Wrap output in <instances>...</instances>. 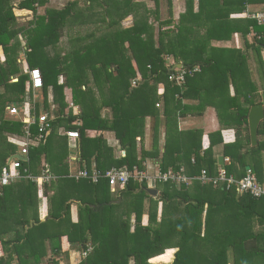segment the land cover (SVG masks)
Returning a JSON list of instances; mask_svg holds the SVG:
<instances>
[{
  "label": "trees",
  "instance_id": "16d2710c",
  "mask_svg": "<svg viewBox=\"0 0 264 264\" xmlns=\"http://www.w3.org/2000/svg\"><path fill=\"white\" fill-rule=\"evenodd\" d=\"M63 1L57 8L56 0H0V49L6 56L0 62V172L8 155L18 150L17 144L6 141V133L22 135L25 127L20 116H5L6 106L23 107L27 99L38 97L51 128L40 136L33 126L40 143L32 145L30 157L53 174L45 173L50 179L39 184L36 178L35 184L58 187L45 221L35 217L31 222L25 208L18 224L28 225L26 232L4 240L6 231L0 230L3 247L13 244L22 264H39L48 249L62 254L67 264L72 251L79 253L76 264H159L150 259L172 247L177 250L171 264H264V198L241 193L236 183L228 187L197 179L188 184L157 181L160 193L155 198L148 181L132 177L124 189L114 192L121 201L112 202L111 194L88 199L75 193L112 191L108 179L94 183L70 177L67 163L72 150L90 172L95 165L134 173L135 168L148 170L146 161L154 158L162 172L183 169L195 177L203 169L215 175L224 166L237 180L250 170L264 184V119L256 145L249 125L251 107L264 104V23L232 16L245 11L248 0H199L197 9L195 0H187L178 18L172 0H167L164 20L160 0H154V7L147 0ZM16 10L30 12L31 20L21 21ZM130 16L133 22L127 26ZM22 54L30 68L41 69L42 88L32 87L29 73L18 62ZM66 88L79 107L77 114L66 113ZM54 102L58 106L53 115ZM212 107L220 128L209 134L205 147L204 130L181 128L180 122L204 116ZM148 118L152 146L147 150ZM61 128L78 131L79 137H59ZM224 129H234L236 140L225 144L221 165L214 148L224 143ZM88 130L100 133L90 137ZM106 131L115 134L114 142L104 136ZM21 174L23 178L2 186L4 195L15 193L14 183L28 172ZM4 195L0 226L15 218L9 214L13 202ZM72 198L81 203L77 222L71 219ZM27 200L32 203L33 195ZM27 200L23 199L24 207ZM0 264L11 262L1 257Z\"/></svg>",
  "mask_w": 264,
  "mask_h": 264
},
{
  "label": "crops",
  "instance_id": "0c3cea01",
  "mask_svg": "<svg viewBox=\"0 0 264 264\" xmlns=\"http://www.w3.org/2000/svg\"><path fill=\"white\" fill-rule=\"evenodd\" d=\"M147 1L151 7L155 6L154 0H147ZM57 2H59L58 4H56L57 6H55L57 8H59L60 5L63 6L65 4L63 0H56L55 3H57ZM166 3H167V0H160V5H161L160 6V10H161L160 13H161V16L163 17L162 20H164L165 16L167 15L166 14L167 13ZM186 3H187V0H172L173 14L176 18H178L180 13L186 9V7H187ZM198 5H199V0H195V8L196 9L198 8ZM262 6H261V4H259V2L257 0H255L254 2L248 0L247 1V9L243 12H234L232 16H233V18L250 19L246 16V11L247 10L260 11V9L264 10V4ZM41 8L43 11L45 10V7H41ZM43 11H41V12H43ZM132 22H133V18L130 16V17L126 18L124 23H125V25L129 26L132 24ZM156 25H157L156 26L157 27L156 32L158 33V24H156ZM67 37L68 36L64 32L63 38L67 39ZM5 59H6V56H5L4 52H2V50L0 49V62H4ZM19 61H22L23 67H24L25 71L27 72V70L30 68V66H29L28 62L26 61L24 54L21 55V59ZM13 80L16 81L17 78H14ZM35 92H37V91H35ZM65 92L67 94V102L69 104V106L66 108V113L69 112L70 110L73 111V114L79 113V111H80L79 107L77 105H74V103L72 102L70 88H66ZM52 96H53V92L51 90L50 95H49V97H50L49 103L53 101ZM27 100H29V102L26 101L22 105L23 107H21L17 103H12V104L10 103L9 105L6 106V115L5 116L6 117L10 116L12 118L15 116H20L22 118V121L25 123V127H24V133L22 135L13 134V133H9V132L6 133V137H7L6 141L17 144L18 150L15 154H13V155L9 154L8 155L9 157H8L7 163L5 165H7L10 162V159L12 157L21 156L22 157L21 160L23 162V166H22L23 169H20V171L24 170V171L28 172V174L24 177L23 181L21 180L20 182L14 183L15 184V193L9 194L7 196L4 195L2 189H4L5 187H2V185H0V192L2 191V194L0 193V196L4 195V197L6 196V201L13 202L11 210H9V214L10 215L14 214L13 216L15 217L14 219L12 217L10 219V221H8V222L2 223L0 226V230L6 231L5 235L2 236V238H4V240H10V239L14 238L13 236H17L18 232H26L28 230V225L23 226L22 224H20V225L18 224L20 221L19 219L22 217L21 215L23 214V210H25V208H28L27 209V212H28L27 217L31 219V222H33L35 217H39L41 221H45L46 217L49 215L50 208L53 207V204H51V200L54 197V195L56 194V192L58 191L57 190L58 189L57 183L55 185L51 186L50 185L51 182H46V183H44L43 186L39 185V187H36L37 186V184H35L36 178H39L38 183L42 184L43 183L42 181H44V179L41 180L40 178H42L45 173L53 174V172L52 171L49 172L48 169L47 170H45V169L41 170L40 166H38V164H37V161H38L37 158L32 159L30 157V151H31L32 145H38L40 143L39 134L36 136L35 135L33 136V128L37 127V129H38V124L36 122L37 118H38V116L45 114L46 112L43 111V107H42L40 98L34 97L31 99H27ZM12 106H16L18 108L19 114H11L10 113L9 107H12ZM57 106H58V103H55V102L53 103V106H51V112L53 113V115L55 114L53 109ZM106 112H107V110L104 111V113H106ZM24 116L27 117L26 119L31 120L30 124L24 120L25 119ZM77 124H79V122H77ZM151 125H152V122H151L150 118H148L147 119V125H146V137H145V141H144L145 148L147 150L150 149L152 146L151 131H150ZM180 126H181V128H195V127L202 128L204 130L203 143H204V146L207 147L208 144L210 143V135L209 134L220 128V120L218 118L216 110L212 107V108H209L207 110V112L205 113L204 116H199V117L190 116V117H187V118L181 120ZM28 129H30V133H31L30 135L27 134ZM69 130H72V129L61 128L59 130V137L64 138L65 136H67V132ZM99 133L100 132H98L96 130H88L87 131V134L90 137H94ZM222 133H223V137H224V143L220 144L214 148L215 154L218 156V158L220 156H223L222 152H223L225 144L234 142L236 140V136H235L236 134H235L234 129H224L222 131ZM104 136L106 138H108V140H111V142H114V140H115L114 139L115 134L112 131L104 132ZM214 139H217V137ZM258 139H259V136H258ZM63 141L65 142L66 139H64ZM67 141H68V139H67ZM161 144H163L162 141H161ZM26 145L29 146V154L23 156V155H21V150ZM139 146H141L140 142H139ZM69 153H70L69 158L67 159L68 171H69L68 175L70 177H74V178L79 180V178L76 177L77 172L80 170H83V169H87V167H82L80 165V163L77 161L76 155L74 154V152L72 150H69ZM115 155H116V157H119L120 156V150H116ZM140 155H141V153L139 152V156ZM44 163H45V161L43 160L41 167L44 166ZM237 164L239 167V163H237ZM146 166H149V171H151V172H155L159 169L158 162H157V160H154V158L152 159V161H146ZM92 168H93L92 171H95V170H99L101 172L107 171V170H102V169L96 168L95 165H93ZM248 168H250V166H248ZM262 168H263V179H264V164H263ZM88 170H89V168H88ZM103 179H107V178H101L99 183ZM28 180H30L31 183H28L29 182ZM138 181L143 182V181H147V180L145 179V180L141 181L138 179ZM158 182H153L152 180L148 181L149 188H155L158 190L157 195H159V193H160V190L157 188ZM111 191H112V189H111ZM74 192L77 194H82V196L84 198H88V199L89 198L93 199L95 197H97V198L100 197L102 199L105 197V194H107L106 197L108 198L109 195L111 194L108 191H107V193L95 191V195H93L91 193V191H89V192L87 190L84 191V189L82 190V192L75 189ZM31 195H33L32 203H31V201L27 200V198L29 199ZM157 195H152V196L156 198ZM72 197H75V196H72ZM111 197H113V196L111 195ZM23 199L28 201V207H24ZM114 199H113L114 202H120L121 201V198H118L115 200ZM70 202H71V219L73 222H77L79 220V216H80L79 204H81V203L79 200L74 199V198H72ZM4 206H5V204L2 206V202L0 201V219L2 218V215H5ZM13 209L16 212H14ZM161 211H162V209L160 207L159 215L161 214ZM25 213H26V211H25ZM143 223L145 225L148 224V215L146 213L144 214V217H143ZM14 248H15V246L11 243L9 245H7L6 247H3V244L0 240V258L1 257L9 258L11 264H18V263L22 264L23 261H21V260L19 261V257L17 255V253H15L13 250ZM176 250H177V248H173V247L168 248L161 255L167 254V252L171 253L172 257H173V259H172V261H173L174 257H175ZM161 255H157V256L151 258L150 261L154 262V263H159V264H171L172 261H169V260L162 261V260L156 259L157 257H159ZM78 258H79V253L76 251H72L71 256L69 258L70 259L69 263L71 264V261H72L73 264H76ZM31 262H32L31 264H36L35 260H33ZM49 262H50V264H67V259L62 254L56 255L54 252L51 251V249H48L47 254L43 257V260H41V262L39 264H48ZM27 263L29 264V262H27Z\"/></svg>",
  "mask_w": 264,
  "mask_h": 264
},
{
  "label": "built area",
  "instance_id": "2783aa9c",
  "mask_svg": "<svg viewBox=\"0 0 264 264\" xmlns=\"http://www.w3.org/2000/svg\"><path fill=\"white\" fill-rule=\"evenodd\" d=\"M246 16L248 18L255 19L258 23H264V10L260 11H246ZM27 72L30 75V82L34 89H40L44 85V76L40 68H29ZM175 76L171 75L170 78L173 79ZM182 79V78H181ZM9 111L11 114H19V110L16 106L9 107ZM29 117V116H28ZM24 120L27 123H31L30 119H26L24 116ZM38 131L40 136H42L45 132H47L51 128V122L48 118L47 114H42L37 118ZM68 136L72 139H76L79 137V132L75 130H70L67 132ZM27 134H30V129L27 130ZM29 154V146L26 145L21 150V155ZM122 155H126V151H122ZM229 160V159H227ZM23 162L21 158L13 157V159L5 166L2 167L0 172V185L6 186L12 182H15L21 178H23V174H21L20 168L22 167ZM77 178H90L94 183L100 181L101 178H107L109 180L110 186L113 190L117 188L124 189L130 179L135 177V179H139L141 181H162L168 182L171 181L176 184H188L191 181L197 179L201 183H213L215 186H222L226 184V186L230 187L231 184L236 183L239 187V191L241 193H248L256 198H264V184L259 182L256 176L249 170L241 179H235L233 174H229L226 167L220 166L215 175H211L207 169H203L199 176H190L185 173V171L179 170L175 171L169 169L165 172H162L158 169L155 172H151L148 170L140 171L135 168V172H131L127 168L113 167L112 169L107 170L106 172H101L99 170H95L93 172H89L88 169H83L77 172ZM41 180L46 179L49 180L50 176H43L40 178ZM39 181V178H38ZM43 182V181H42Z\"/></svg>",
  "mask_w": 264,
  "mask_h": 264
},
{
  "label": "water",
  "instance_id": "95a60500",
  "mask_svg": "<svg viewBox=\"0 0 264 264\" xmlns=\"http://www.w3.org/2000/svg\"><path fill=\"white\" fill-rule=\"evenodd\" d=\"M264 119V104H256L253 105L249 112V125H250V133L253 145L258 143V131L261 121ZM16 158H22L21 156H15ZM13 157L10 159V161ZM224 163V156L219 157V164ZM148 191L152 195H157L158 190L155 188H149Z\"/></svg>",
  "mask_w": 264,
  "mask_h": 264
},
{
  "label": "rangeland",
  "instance_id": "374dc122",
  "mask_svg": "<svg viewBox=\"0 0 264 264\" xmlns=\"http://www.w3.org/2000/svg\"><path fill=\"white\" fill-rule=\"evenodd\" d=\"M16 12H17V14H19V19L21 20V21H23V22H25V21H29V20H31V18H32V15H31V13L30 12H28V11H21V10H16ZM20 24H22V22L20 23ZM71 42H68V45L66 44V43H64V41L61 43V44H63L64 46H70L71 44H70ZM63 49H65V47H63ZM66 52V51H65ZM65 52H62L63 53V55L65 54ZM58 53V52H57ZM70 57V56H69ZM4 58V57H3ZM20 60V59H19ZM63 61V60H62ZM18 62H20V61H18ZM21 63V62H20ZM62 79H61V81L63 80V78L64 77H61ZM60 81V80H59ZM60 83V82H59ZM111 189H112V187H111ZM115 191H117V189H115V190H113L112 189V192H111V195L113 196V197H116L117 196V194L116 193H114ZM112 202H113V200H112ZM167 255H168V257H166V260H169V261H172V259H173V257H172V254L171 253H168L167 252ZM175 258V257H174ZM162 260V259H161ZM163 263V262H162ZM264 263V262H263Z\"/></svg>",
  "mask_w": 264,
  "mask_h": 264
}]
</instances>
